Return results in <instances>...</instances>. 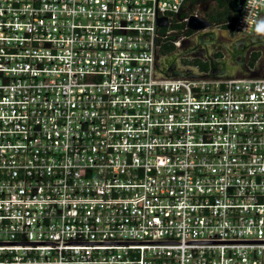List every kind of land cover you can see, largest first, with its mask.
I'll return each mask as SVG.
<instances>
[{
    "label": "built area",
    "instance_id": "1",
    "mask_svg": "<svg viewBox=\"0 0 264 264\" xmlns=\"http://www.w3.org/2000/svg\"><path fill=\"white\" fill-rule=\"evenodd\" d=\"M187 2L0 0V264H264V76L158 75Z\"/></svg>",
    "mask_w": 264,
    "mask_h": 264
},
{
    "label": "water",
    "instance_id": "2",
    "mask_svg": "<svg viewBox=\"0 0 264 264\" xmlns=\"http://www.w3.org/2000/svg\"><path fill=\"white\" fill-rule=\"evenodd\" d=\"M244 0H228L227 7L234 18H237ZM159 27H167L168 22L166 17H159L157 19ZM186 27L191 31L196 32L194 44L187 50H180L179 47L165 56L156 53V73L164 78H238L240 76L232 75L233 67L226 60L215 58L208 52L207 46L216 40V32L212 29V24L206 19L190 15L186 22ZM249 45H264V18H261L256 24L255 29L251 35H248ZM182 42V41H181ZM247 44L245 41H236L233 44V51L231 60L236 63L237 56L244 59V49ZM242 48V49H240ZM200 57L202 60L208 62V69L205 73L198 71L190 66H183L180 62L182 58ZM255 71H251L245 77H260Z\"/></svg>",
    "mask_w": 264,
    "mask_h": 264
},
{
    "label": "flooded vegetation",
    "instance_id": "3",
    "mask_svg": "<svg viewBox=\"0 0 264 264\" xmlns=\"http://www.w3.org/2000/svg\"><path fill=\"white\" fill-rule=\"evenodd\" d=\"M212 29L215 30L217 38L215 42H212L207 46V50L213 55V57L226 60L228 63H230V65L233 67L232 75L245 77L251 71H255L260 75H264V45H249L250 43L248 41V35L235 32L232 33L229 30L221 28L220 26L212 25ZM195 34L196 32L192 31L190 35L181 39L182 42L180 41L179 43V49H189L194 44V40H196ZM236 41H245L247 47L244 49V59L240 56H237L236 63H233L231 60V54L233 51V44ZM254 55H256V59L251 64V58L254 57ZM180 62L183 66H195L199 70L202 67L208 69V62L202 60L200 57L182 58ZM193 62H195V65L192 64Z\"/></svg>",
    "mask_w": 264,
    "mask_h": 264
},
{
    "label": "trees",
    "instance_id": "4",
    "mask_svg": "<svg viewBox=\"0 0 264 264\" xmlns=\"http://www.w3.org/2000/svg\"><path fill=\"white\" fill-rule=\"evenodd\" d=\"M227 3L228 0H188L185 8L179 12L178 17L183 18L197 12L200 17L209 21L212 25L220 26L221 28L234 33L235 18L229 11ZM170 29H172V31L167 39L160 43L158 52L161 55L172 53L176 49L174 42L192 33V31L186 27L184 22L177 23L174 21V23L171 24ZM255 59L256 55L251 58V64ZM192 64L195 65V62ZM200 71H207V68L202 67L200 68Z\"/></svg>",
    "mask_w": 264,
    "mask_h": 264
},
{
    "label": "rangeland",
    "instance_id": "5",
    "mask_svg": "<svg viewBox=\"0 0 264 264\" xmlns=\"http://www.w3.org/2000/svg\"><path fill=\"white\" fill-rule=\"evenodd\" d=\"M199 12V11H198Z\"/></svg>",
    "mask_w": 264,
    "mask_h": 264
}]
</instances>
